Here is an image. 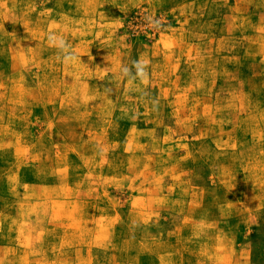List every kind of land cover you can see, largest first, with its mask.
Returning <instances> with one entry per match:
<instances>
[{
	"label": "rangeland",
	"instance_id": "rangeland-1",
	"mask_svg": "<svg viewBox=\"0 0 264 264\" xmlns=\"http://www.w3.org/2000/svg\"><path fill=\"white\" fill-rule=\"evenodd\" d=\"M0 264H264V0H0Z\"/></svg>",
	"mask_w": 264,
	"mask_h": 264
},
{
	"label": "clouds",
	"instance_id": "clouds-1",
	"mask_svg": "<svg viewBox=\"0 0 264 264\" xmlns=\"http://www.w3.org/2000/svg\"><path fill=\"white\" fill-rule=\"evenodd\" d=\"M61 44H63V41L62 40H61ZM136 64L137 65H140L141 63L140 62H137ZM137 71H138V74L139 75H141V76L145 75V72H144V68L143 67H138Z\"/></svg>",
	"mask_w": 264,
	"mask_h": 264
}]
</instances>
